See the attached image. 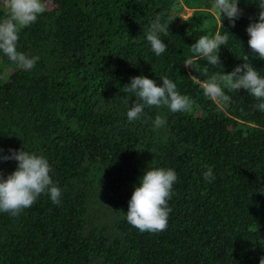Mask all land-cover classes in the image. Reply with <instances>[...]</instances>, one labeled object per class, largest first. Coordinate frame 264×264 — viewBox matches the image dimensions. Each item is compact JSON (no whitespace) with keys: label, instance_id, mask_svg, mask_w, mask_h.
Segmentation results:
<instances>
[{"label":"trees","instance_id":"obj_1","mask_svg":"<svg viewBox=\"0 0 264 264\" xmlns=\"http://www.w3.org/2000/svg\"><path fill=\"white\" fill-rule=\"evenodd\" d=\"M45 11L19 31L17 51L39 60L24 70L0 52V157L24 148L45 157L60 203L40 195L17 216L0 212V264H259L264 257V112L245 89L209 99L202 84L243 63L264 76L247 25L257 0H238L234 22L213 0H43ZM182 7L190 14L182 17ZM7 8L0 4V20ZM169 23L157 56L151 22ZM229 32L218 52L193 68L191 45ZM168 77L192 102L189 112L145 107L135 121L130 79ZM128 101L125 103V101ZM157 115L163 128H154ZM17 166L0 159V176ZM148 168L177 174L162 232L127 222L134 187ZM212 169L215 179H204Z\"/></svg>","mask_w":264,"mask_h":264},{"label":"clouds","instance_id":"obj_2","mask_svg":"<svg viewBox=\"0 0 264 264\" xmlns=\"http://www.w3.org/2000/svg\"><path fill=\"white\" fill-rule=\"evenodd\" d=\"M0 4L7 8L6 16L0 20V52H3L9 60L24 70H31L39 60L38 56H29L17 51L19 31L34 23L38 16L45 11L43 0H0ZM259 8L258 18L250 22L246 31L250 49L260 59L264 60V0H257ZM212 6L218 13L221 28L222 15L233 24L241 14L238 0H213ZM169 23H162L157 16L150 24L146 39L150 43L152 51L161 55L166 50V44L160 39V34L167 35ZM227 31L224 34L217 31L214 35H203L191 45L190 56L184 61V65L193 68L196 60L204 58L213 67L221 66L218 52L222 45L228 43ZM240 59L242 64L237 65L231 72L222 74L218 80L212 76L203 82L204 94L213 101L224 102L229 99L225 88L231 91L245 89L259 103L255 108L264 112V76H261L249 60L246 53ZM162 83H157L144 75H137L130 79L126 85V91L135 94V101L127 111V119L135 121L144 112L145 107H166L171 112H189L192 102L186 95L177 91L176 84L168 77H161ZM128 101L126 100L125 103ZM166 120L157 115L153 121L154 128H163ZM11 155H5L0 159H13L17 162L16 168L6 177L0 176V212H6L11 216H17L23 209L31 207L37 198L47 193L52 203L59 204L61 190L56 186L51 177L47 159L34 152L9 149ZM204 179L209 182L215 179L212 169L204 172ZM177 180L176 172L171 168H148L140 178L139 186L134 187L128 209L127 222L141 232H162L168 226V217L171 209L168 206L173 184ZM259 264H264V257Z\"/></svg>","mask_w":264,"mask_h":264},{"label":"rangeland","instance_id":"obj_3","mask_svg":"<svg viewBox=\"0 0 264 264\" xmlns=\"http://www.w3.org/2000/svg\"><path fill=\"white\" fill-rule=\"evenodd\" d=\"M180 14L182 17H185L190 14V8L182 7Z\"/></svg>","mask_w":264,"mask_h":264}]
</instances>
